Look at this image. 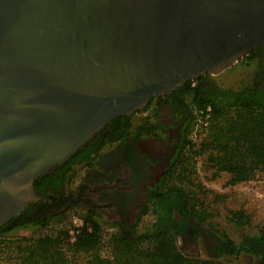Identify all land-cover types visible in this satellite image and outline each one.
Returning <instances> with one entry per match:
<instances>
[{
  "label": "water",
  "instance_id": "water-1",
  "mask_svg": "<svg viewBox=\"0 0 264 264\" xmlns=\"http://www.w3.org/2000/svg\"><path fill=\"white\" fill-rule=\"evenodd\" d=\"M264 47V0H0V228L111 120Z\"/></svg>",
  "mask_w": 264,
  "mask_h": 264
},
{
  "label": "trees",
  "instance_id": "trees-1",
  "mask_svg": "<svg viewBox=\"0 0 264 264\" xmlns=\"http://www.w3.org/2000/svg\"><path fill=\"white\" fill-rule=\"evenodd\" d=\"M255 57L250 51L244 59L252 61ZM164 105L171 107L172 117L189 116L184 137L160 183L151 193L148 191V200L132 225L104 221L116 228L115 233L107 234L101 223L102 216L72 205L69 209L83 212L78 216L82 226L77 228L73 239L70 228L64 227L72 216L67 214L68 209L53 211L40 199L0 228V264H242L238 261L242 255L264 264V232L244 235L240 241L219 232L213 242L207 239L202 226L212 215L199 203L193 189L197 185L191 180L196 173V159L202 156H207L206 162L217 172L230 175L227 183L231 186L248 182L256 172L264 170V79L261 74L257 73L253 81L237 89H222L209 74H204L167 96L153 98L142 112H148L150 120ZM207 106L211 107V117L204 138L197 144L191 139L194 111ZM140 134L130 116L111 120L68 161L39 178L34 183L35 189L41 195L57 198L60 185L74 177L79 165L118 141L129 147L128 140ZM147 215L153 216V223L139 230L141 219ZM54 218L60 228L33 232L29 236L18 233L28 228H43L47 220ZM229 219L238 227L249 222L240 211L231 212ZM180 238L193 241L203 238L207 256L191 257L184 248L178 247Z\"/></svg>",
  "mask_w": 264,
  "mask_h": 264
},
{
  "label": "flooded vegetation",
  "instance_id": "flooded-vegetation-1",
  "mask_svg": "<svg viewBox=\"0 0 264 264\" xmlns=\"http://www.w3.org/2000/svg\"><path fill=\"white\" fill-rule=\"evenodd\" d=\"M252 51L257 64L253 78L260 73L263 80L264 47ZM163 110H168V117L163 116ZM139 114L143 116L134 125V116ZM148 116V112L130 116L134 129H139L141 134L128 140L129 147L118 141L82 163L79 166H83V175L78 186L70 190L68 186L73 177L68 178L60 185L57 198L45 194L43 203L51 206L53 211H64L77 205L111 223L132 225L148 200V191L151 193L160 183L176 155L189 117H172L169 105L160 107L152 119L148 120Z\"/></svg>",
  "mask_w": 264,
  "mask_h": 264
},
{
  "label": "rangeland",
  "instance_id": "rangeland-1",
  "mask_svg": "<svg viewBox=\"0 0 264 264\" xmlns=\"http://www.w3.org/2000/svg\"><path fill=\"white\" fill-rule=\"evenodd\" d=\"M256 69L257 64L254 60L243 59L219 76H211V80L222 89H237L242 84L253 81ZM162 114L168 117V110H163ZM142 116V114L134 116V125L139 123L138 120ZM206 158L207 156H202L196 159V173L191 180L197 185V187H192L196 193V198L199 203H202L206 211L212 215L207 220V224L202 226V230L207 234V239L213 242L219 236L216 232H219L224 233L234 241H240L244 235L254 236L264 232V170L256 172L254 177L248 182L231 186L227 183L230 175L225 172H217L216 168L208 165ZM82 167L76 168V173L68 186L70 190H74L78 186L83 175ZM81 210L68 208L67 214L72 216L67 219L64 227L74 228L76 226L74 221H80L78 216L83 214ZM238 211L242 212L249 220L244 226L238 227L229 219L231 212ZM70 220L72 223L69 225ZM153 220L154 218L151 215L144 216L141 219L139 230H142L148 224H152ZM104 221L107 220L101 221L104 231L107 234L115 233L116 228ZM60 227V224H57L54 218L47 220L43 228H28L19 230L18 233L29 236L33 232H49ZM203 243V238H198L194 241L189 238H180L177 245L184 248V252L191 257L205 258L207 253ZM238 261L242 264L258 263L257 259L243 255L238 258Z\"/></svg>",
  "mask_w": 264,
  "mask_h": 264
},
{
  "label": "built area",
  "instance_id": "built-area-1",
  "mask_svg": "<svg viewBox=\"0 0 264 264\" xmlns=\"http://www.w3.org/2000/svg\"><path fill=\"white\" fill-rule=\"evenodd\" d=\"M194 126L191 133V139L194 143H200L206 134V127L208 125V120L211 117V107L207 106L204 110L194 111ZM78 223V224H76ZM74 228L69 229V235L74 239V236L78 233L77 228L82 226L81 220H75Z\"/></svg>",
  "mask_w": 264,
  "mask_h": 264
}]
</instances>
